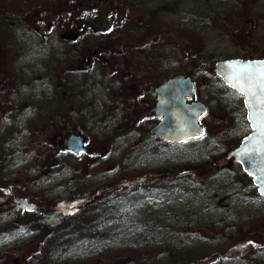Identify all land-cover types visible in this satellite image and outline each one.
<instances>
[{
    "label": "rangeland",
    "instance_id": "374dc122",
    "mask_svg": "<svg viewBox=\"0 0 264 264\" xmlns=\"http://www.w3.org/2000/svg\"><path fill=\"white\" fill-rule=\"evenodd\" d=\"M84 4L87 9L80 10L84 11L82 16L92 17L98 9L102 22L106 19L108 23L114 20L120 24L126 20L128 30L121 32L122 36L117 30L114 45L98 44L95 38H88L97 36L98 29L92 36L84 37L86 31L80 33L88 38L80 49L79 45L75 46L76 50L71 47L70 36L54 42L47 55L42 50L36 52V67L33 63L28 65L31 72L15 64L20 70L16 69L13 74L16 85L11 89L16 92L12 97L6 96V108L0 117V163L9 164L7 174L12 170L19 174L18 164L21 168L33 166L28 171L19 169L16 183L20 187L18 191L14 188L16 195L12 189L14 198L10 193L8 196L5 191L0 192V264H39L43 251L49 254L43 264L101 263L100 254L105 250L115 249L121 243L125 248L139 238L151 236L155 228L156 233L166 234L157 238L163 246L171 244V240L176 250L189 246V257L179 256L188 264L214 261L211 249L225 253L227 259L233 253L227 252V248L242 241L246 243L251 237L263 244L264 199H260L251 180L235 161L229 160V164L220 161V156L227 160L228 151L240 143L249 129L241 96L224 85L216 75L215 64L240 57L244 51L252 53L253 58H264V0H1L4 8L0 10V20L3 14L5 17L23 15L36 5L35 12L22 21L31 20L36 32L49 31L55 26L53 33L60 37L61 23L66 20L75 23L79 19L75 17L78 13L75 9ZM69 8L74 13L71 18L66 16ZM140 19L143 29L135 24ZM67 42L69 53L64 57L63 47ZM108 47H113V52ZM125 49L128 54L120 61ZM97 50L105 53L96 54ZM83 52L85 56L91 52L92 64L88 66L85 60L83 70L68 71L69 64H77ZM197 52H202L201 57L193 59ZM203 57L211 61L207 68L199 64ZM181 73L193 75L196 98L208 105L204 139L164 145L149 134L156 121L141 122L136 129L131 126L128 131L123 130L124 123L141 119L133 114V98L138 91L154 97L156 86ZM67 74L72 81L79 80L77 85L70 86L77 91L71 92L68 100L57 92L56 97L52 96L56 90L54 85H63ZM25 79L30 83H23ZM20 101L28 105L23 113L16 109ZM36 107L47 110V116L40 115L34 121ZM64 109L69 129H80L96 153L76 158L70 155L68 165L52 153L56 151L52 148V135L60 128ZM7 132H12L10 143L4 138ZM48 150L51 152L47 153ZM89 159H93L88 162L90 165L83 166ZM204 162L214 165L211 173L197 177L181 174L165 180L147 177L158 170ZM140 177L143 180L137 181ZM127 179L135 182L95 196L96 190ZM17 194L29 197L30 203L36 206L34 211L24 214V205L15 200L20 197ZM70 197L93 199L77 215L55 212L57 205ZM80 217H92L96 225L103 219L112 221L121 234L117 232L116 238L95 240L89 245L79 244L72 228ZM235 217L240 224L230 228ZM226 219H230L229 224H225ZM65 242L70 244L61 251ZM57 253L60 260L55 257ZM153 253L157 254V250ZM6 258L9 259L5 261ZM159 259L165 260L162 256ZM223 261L225 264H264V252L260 256L254 254L248 263ZM106 262L111 259L106 258ZM166 262L170 261L163 263Z\"/></svg>",
    "mask_w": 264,
    "mask_h": 264
},
{
    "label": "flooded vegetation",
    "instance_id": "af4514ba",
    "mask_svg": "<svg viewBox=\"0 0 264 264\" xmlns=\"http://www.w3.org/2000/svg\"><path fill=\"white\" fill-rule=\"evenodd\" d=\"M84 6H85V4L80 6V7H77L75 9L76 12L78 10V13H76L75 17L79 18L75 22L76 24L73 23L72 21L69 22L68 20H66V21L61 23L60 29L58 27L56 28V31L58 29L60 31V34H61V35L59 34L60 37H56L53 33L55 26L51 29H48L49 31L36 32L35 31L36 27H34L35 30L32 29V27L34 26V23L31 20H27L25 23L22 21L25 18V16H28V15L35 12L36 5L29 7L27 12L24 13L23 15H17V16L13 15L12 17H11V15H7L5 17L3 14V19L0 20V117L4 113V110L6 108L4 106V104L7 101L6 96L12 97V96H14V92H16V89H11L12 86L16 85V79H15L13 74H16V69L20 70L15 66V64L18 66H21V67H25L29 72H31L32 68L29 67L28 65H31V63H33V65L36 67V62H35L36 58H37L36 52L38 50H42V54L46 53V55H47V53L51 49V47H50L51 44H53L54 42H59V40L63 41L64 39H68L69 36L72 39V46L71 47L73 49H75L76 45H79V49H80L81 44L84 43L85 39H88V38L89 39L95 38L97 40L96 42L98 44L110 43V44L114 45L115 40H116V38H115L116 35H112V36L110 34H109L110 36L109 35H102V33H107V31H106L107 29L104 30V27L106 26V22L108 23V21L106 19H104L105 21L102 22L103 21L102 17H101L102 14L98 13V9H97L96 14H92V17H90L89 15H87L86 17L82 16L84 11L80 12V10L87 9V8H85L86 6L85 7ZM89 7H91L90 4H89ZM93 7H95V6H93ZM2 8H4V7L1 6V0H0V10ZM66 12H67L66 13L67 18H69V16H70V18L72 16H74V13L72 10H70V8L67 9ZM92 13H95V11L93 10ZM99 18H101V19H99ZM112 21L115 22L114 20H112ZM140 21H141V19H140ZM46 23L49 24L50 22L47 21ZM45 27L48 28L49 25H45ZM91 28L98 29L99 30L97 32L98 35L95 37L84 38L85 36H89L86 33H87V30L91 29ZM84 31H86V32L84 33V37H83V35H80V33L84 32ZM70 32H76V33L69 35ZM63 34H66V35H63ZM114 47H116V46H114ZM63 48L65 49V50H63L64 51L63 56L66 57V56H68V53H69V43L67 42V46L63 47ZM107 50L111 53V52H113V47H108ZM99 51H101V53H105L103 50H97L96 54L99 53ZM78 52H81V51L78 50ZM84 52H83V54H80L78 57V59H81V60H76L77 64H74L73 62H71L69 64L68 71L76 69L73 71L78 73L79 70H83V67H85V65H83L85 60H87V63L89 64L88 66H90L92 64V61L94 59L92 57H89L91 55V52L90 53L87 52L86 56H85L86 53H84ZM38 57H40L38 59H41L40 55H38ZM30 60H32V62ZM29 74L31 76V73H29ZM67 75H68V77L65 78L63 85L62 84L60 86L54 85L56 90L52 94V96L54 95V97H56V95H58L57 93H59L61 95L62 99L67 98V100H68V98L70 97V93L77 91L76 89H73L70 86L71 85H77L79 83V80H73L72 81L69 77V74H67ZM108 80L110 83L112 82L111 79H108ZM25 81L30 83V81H28L27 79L23 80L22 82L25 83ZM32 81H33V79L31 77V82ZM110 83H107V85L109 86ZM27 86H29V85L27 84ZM65 91H66V93H64ZM50 92L52 93V89L50 90ZM154 93H155V90H154ZM156 97H157L156 93L154 94V97H153L148 93H147V95H143L141 93V91L137 92V96H135L133 98V102L135 103L134 104L135 109L133 111V114L135 115V117H139L141 119L133 121L132 127H134L136 129L138 127V124H140L141 122L146 123V124H148V121L158 122L157 116L152 112V109L156 103ZM8 100L10 101V99H8ZM27 106L28 105H26V104L24 105L23 102L20 101V105H18V107L16 109L18 110L19 113H23L25 111L23 108L26 109ZM29 106L32 108L31 104ZM65 112H66V110L64 109V111L62 112V115L60 117L61 121L59 122L60 128H59L58 132H55V134L52 135V140L54 143V146H52V148H54L56 150L55 152H52V153H54L55 156H59L60 160H62V162H64L65 164H68L67 157L69 155H73L72 152H70V150H69L68 140H69L70 135L76 134L78 132V130L77 129H75V130L69 129L68 119H65V116H64ZM34 114L37 115L35 118H33V120L35 121L36 119H38V116L40 117V115L42 117L47 116V110H44V109L41 110L40 108H37V109H35ZM246 126H248V129H249L248 134H249L250 133V125L248 124V122H246ZM79 132L83 135V133L80 129H79ZM13 136H14V134H13ZM9 137H12V136L10 133L7 132V135L4 138H9ZM84 138L87 142L86 145L88 147V153L86 155H88L89 153L91 155H96V153H94V147H91V146L89 147L91 141L89 139H87L85 136H84ZM10 142L11 141L9 140L7 143H10ZM240 143H241V141H240ZM49 152H51V150L47 151V153H49ZM41 154H43V153H41ZM79 156H81V155H77L76 157H79ZM19 166L20 165L18 164L17 168H19L21 171H28L31 169L30 167H32L33 165L23 166L22 168ZM41 167H42V165H40L38 167V169L42 170ZM7 168H10L9 164H1L0 163V187H11L13 189L14 194H15L16 191L14 190V188L17 189L18 187H20L18 185V183H16V182H18L17 180L19 178L20 172L18 169L17 172L19 174L13 173L14 170H12L10 174H7L6 173ZM11 176L15 177L16 179L11 178ZM129 181H132L131 183L134 182L133 179L132 180L129 179ZM121 183H123V182L120 181V183H117L116 185L111 186V187H113L112 190H109L110 188H107V189L105 188L107 191L104 192L103 194L108 193L110 191H115L116 189L120 188L121 185L120 186H118V185ZM4 191H5L4 189L0 188V192H4ZM17 191H18V189H17ZM4 193L7 194L6 191ZM103 194H101V195H103ZM11 196L13 197V195H11ZM17 196L22 197L23 194H17ZM260 199L263 200V198H260ZM238 207L240 208V206H238ZM223 208L224 207H222L221 209H223ZM23 212L25 213V211H23ZM29 213L30 212H27V214H29ZM13 215L15 216V219H17V217H16L17 213L16 214L14 213ZM225 221H226L225 224H229L230 219H226ZM225 221H223V222H225ZM29 224L30 223H27V225H29ZM239 224H240L239 219L235 217L233 219V222H232L230 228H233L235 226H239ZM228 228H229V226H227V229ZM224 229H226V227H224ZM225 234L227 236H230V237L232 236L228 233H225ZM254 235H256V234H254ZM230 249L233 250L231 257L227 256L228 258L225 259L224 257L219 258V256H217L214 259V261H211L210 263H207V264H213L218 260H228V261H231L232 263L233 262L248 263L246 261L253 260L254 254L256 256H260V253L264 252V243L262 244V243H260V240L257 239V241H256L255 237H251L249 239V243L246 244L245 246L241 242V243L233 244L230 248H227V251ZM254 250L258 251V254L254 253ZM216 251H220V250L217 249ZM252 253H254V254H252ZM250 254H252L251 257H248Z\"/></svg>",
    "mask_w": 264,
    "mask_h": 264
},
{
    "label": "water",
    "instance_id": "95a60500",
    "mask_svg": "<svg viewBox=\"0 0 264 264\" xmlns=\"http://www.w3.org/2000/svg\"><path fill=\"white\" fill-rule=\"evenodd\" d=\"M217 75L231 88L244 96L247 119L252 132L241 145L229 153L239 161L243 169L253 176L259 192L264 195V59H226L215 65ZM157 103L153 109L160 118L151 133L168 142H183L200 138L205 134L201 119L207 113V105L194 97L195 82L190 76L178 75L156 88ZM83 138L72 135L69 147L79 153L85 151ZM143 178L139 179V181ZM9 193L10 187L5 188ZM103 189L98 191L101 194ZM28 209H34L27 199L16 198Z\"/></svg>",
    "mask_w": 264,
    "mask_h": 264
},
{
    "label": "trees",
    "instance_id": "16d2710c",
    "mask_svg": "<svg viewBox=\"0 0 264 264\" xmlns=\"http://www.w3.org/2000/svg\"><path fill=\"white\" fill-rule=\"evenodd\" d=\"M241 2H243V1H241ZM162 8L167 9V6H162ZM240 16H241V14H240ZM135 24L137 25L136 22H135ZM143 26H144V23H141L139 25L140 29H143L144 28ZM109 34L112 36V35H117L118 33H117L116 29H114V30H111V32L103 33L102 35H109ZM119 34H120L119 36H122L121 33H119ZM196 49L199 51H202L201 48H196ZM246 51H248V50H246ZM127 52H128L127 49H125V52H121L120 55H122V57H121L120 61L125 60V57L128 54ZM189 52L192 53L191 50ZM244 52H243V55H241L240 57H243V58L254 57L252 53L250 54L248 52H246V53H244ZM201 54H202V52H197V54L195 56H193V59L201 57ZM210 62L211 61L208 58L203 57V62H199V64H203L204 67L207 68L206 65L210 64ZM123 130L128 131L127 128H125ZM220 157H221V160H220L221 162H222V160L224 162H227V164H229V162H231L228 159L225 160V158L223 156H220ZM213 167H214L213 164L208 163V162H204L203 164H200V165H190V166H184V167H176L175 166V167H171V168H168L165 170H158V171L154 172V175L156 177H158L157 179H159V180L176 178L177 176H179L181 174H187L190 176L197 177V176L203 175L204 173L205 174H207L209 172L211 173ZM150 197H152V196H150ZM92 199H93L92 197H87V198L70 197L68 201L62 200L63 201L62 204L57 205L58 210H55V212L63 213L65 216H69L72 213L77 215L81 211L80 209L86 207ZM24 214H27V212L25 211ZM78 219L79 220L76 222V224H74V226L72 228V232L76 233L75 237L77 238L76 240H78L79 244L89 245L90 243H93L95 240H96L95 242H97L100 240H109L112 238H116V233L120 232V231H117L115 229V226L113 225L112 221L108 222L107 219H103L99 225L95 224V219L92 217H88V218L87 217H82V218L80 217ZM36 225L37 224L35 222L34 226H36ZM42 225H45V224H42ZM161 226H165V225L162 224ZM156 231H157V229L155 228L152 231L151 236L146 235L142 239L139 238L138 239L139 241L137 240V241H135L136 243L135 242L130 243L125 248H124L125 244L121 243L115 249L105 250V252L103 254H100V258H102L101 263H96V264H188V263H184L180 257L185 256V255H186V257H189V255H190L189 251H191V249L188 248L189 246L186 245L185 247H180L179 250H176V248L173 245H171L172 240L170 241L171 244L165 243L167 246H163L162 242L158 241L157 238L162 237L164 233L158 234V233H156ZM81 232L84 234L82 236H79V234ZM118 234L120 235L121 232ZM164 235L166 236V234H164ZM248 243H249V241H247L246 243H245V241H242V244H244V246ZM69 244H70L69 242H67V243L65 242L64 245L61 246V249L63 248V246L65 247V246H68ZM71 245H73V250H75V245L74 244H71ZM156 246H158L160 248H156ZM154 249L157 250V254L153 253ZM63 250H65V249H62L61 251H63ZM46 251H47V249H46ZM67 251H72V250H67ZM209 251H210V254L212 252H214V253H212V254H214L213 258H216L217 256H219V258L225 256L224 255L225 253H222V252L219 253L218 251H216L214 249H211ZM230 251H233V250L230 249L227 252H230ZM55 252L56 251H54V253ZM72 252H74V251H72ZM187 253H189V254H187ZM205 253L208 254L207 248L205 250ZM58 254L59 253H57V255L55 257L58 260H60L61 257H59ZM41 256H42V258H41L42 263H39V264L45 263V260L48 258L49 254L47 252L43 251L41 253ZM160 256L165 258V260L159 259ZM105 257L108 260L111 259V262H106ZM14 258H16V257H13V259ZM8 259L9 258H6L5 261H7ZM165 261H170V262L163 263ZM29 262H30V260H29ZM160 262H162V263H160ZM196 262H198V261H194V263H196ZM216 262L213 264H225V262L223 260H218ZM7 263H10V262H7ZM25 264H33V263H25ZM46 264H81V263H46Z\"/></svg>",
    "mask_w": 264,
    "mask_h": 264
}]
</instances>
